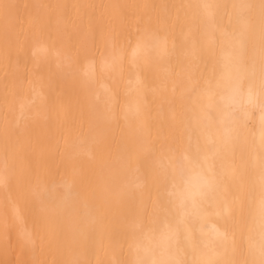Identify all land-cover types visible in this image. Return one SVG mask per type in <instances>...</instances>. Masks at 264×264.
I'll list each match as a JSON object with an SVG mask.
<instances>
[{
    "label": "bare ground",
    "instance_id": "6f19581e",
    "mask_svg": "<svg viewBox=\"0 0 264 264\" xmlns=\"http://www.w3.org/2000/svg\"><path fill=\"white\" fill-rule=\"evenodd\" d=\"M262 20L264 0H0V264H264ZM222 119L226 191L182 209L162 166Z\"/></svg>",
    "mask_w": 264,
    "mask_h": 264
},
{
    "label": "snow or ice",
    "instance_id": "6c2138e0",
    "mask_svg": "<svg viewBox=\"0 0 264 264\" xmlns=\"http://www.w3.org/2000/svg\"><path fill=\"white\" fill-rule=\"evenodd\" d=\"M247 24L242 25L241 35L247 30ZM260 92L264 97V20L261 22V50H260ZM196 149L189 155L183 154L175 164L172 158L167 166H162L166 177L183 178V189L179 192L178 200L182 209L197 207V203L222 198L226 191L223 183L225 175L224 164L220 163L219 171L216 162L222 156L233 153L236 148L234 130L226 119H222L220 126L204 141L203 130L196 132ZM264 150V145L261 146ZM264 255V248H262Z\"/></svg>",
    "mask_w": 264,
    "mask_h": 264
}]
</instances>
